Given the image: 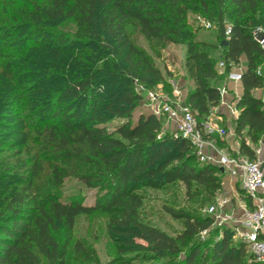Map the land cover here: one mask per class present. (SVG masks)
Masks as SVG:
<instances>
[{
    "label": "trees",
    "instance_id": "16d2710c",
    "mask_svg": "<svg viewBox=\"0 0 264 264\" xmlns=\"http://www.w3.org/2000/svg\"><path fill=\"white\" fill-rule=\"evenodd\" d=\"M20 1H0V264H69L77 217L97 211L117 252L97 264H133L146 254L159 264H263L230 227L211 242L199 239L212 229L211 215L165 207L183 220L173 236L143 220V189L180 182L186 193L201 190L204 204L215 200L222 172L199 161L188 139L159 135L151 110L136 109L144 100L136 83L148 88L164 74L129 26L148 41L185 45L186 104L198 123L220 104L218 81L244 59L232 155L253 160L264 132V99L253 94L264 86V49L252 32L264 33V0ZM191 10L214 18L220 45L227 40L223 73L205 49L211 45L196 39ZM66 21L73 30L60 28ZM112 118L123 121L109 132L103 124ZM72 176L98 189L93 204L61 199L57 190ZM82 249L77 239L74 250Z\"/></svg>",
    "mask_w": 264,
    "mask_h": 264
},
{
    "label": "rangeland",
    "instance_id": "374dc122",
    "mask_svg": "<svg viewBox=\"0 0 264 264\" xmlns=\"http://www.w3.org/2000/svg\"><path fill=\"white\" fill-rule=\"evenodd\" d=\"M0 1L7 3L9 8L22 4L20 0ZM33 3L35 4V1H33ZM187 20L195 31L196 39L205 41L211 45L205 49L216 58V64L218 65V63L222 61L221 54L223 48L220 45L219 27L217 21L214 18H209L200 11L192 10L187 12ZM230 21L231 20L229 18L224 20L227 27L230 25ZM207 22L211 25L207 26L204 24ZM59 26L63 30L74 29V23L72 21L62 22ZM129 33L137 44L145 49L155 65L159 67L164 74L162 81L151 87L144 88V90L142 89L143 87L141 84L136 83V91L144 96V100L137 105L136 109L150 111V104L145 99V96L148 91H152L156 93L157 99L161 103L169 104L177 116H180L183 112L189 111L186 104V98L192 88V81L189 78L185 67V45L181 43L160 44L156 41H148L137 31V29L132 26H129ZM240 64L241 68L244 69L245 63L243 60ZM236 68L237 67L233 70ZM258 71L264 75V64L259 66ZM231 82L232 80H230L228 76L221 77L218 81L220 89L224 88L226 91L224 94V100L227 102H234L239 98L234 91V87L229 84ZM218 114L219 112L214 111L213 109L211 115L209 116V120L216 123L220 127H224L228 131L227 136L222 139L219 138L218 144L225 148L228 147V152L232 154L233 150L229 146V143L233 142L238 146L240 142V138L235 133V121L232 118L229 120L226 118L220 120L217 118ZM161 120L162 119L160 118V122ZM122 121L123 119L121 118H112L104 123L103 126L107 127L109 132H114V129ZM167 123L166 126H164L163 121L161 122V131L159 135H163L165 133H169L174 136L179 135L176 123L172 126H170L171 123ZM263 145L264 135L262 134L259 142L253 147L256 148L261 146L263 148ZM45 181L47 180L44 178L41 183L46 184ZM237 192L239 197L245 202L246 206H248V200L244 196V192L240 189L239 184H237ZM57 193H60L59 195L63 201L77 199L86 205L93 204L95 198L100 194L97 188L87 187L82 181L73 176L64 180L61 187L58 188ZM141 193H143L144 196V206L141 210L143 220L157 226L172 236L183 228V220L173 218L165 211V207L182 208L191 215L195 216H209L211 214H209L206 209L215 201L212 198L203 204L202 201L205 199V196H203L201 190L193 189L189 193H186L184 186L180 182L167 185L162 189H143ZM214 196L227 199L228 203L223 209L224 214H229V212L236 207L234 199H231V197H228L223 193L222 184L221 189L217 191ZM104 220L105 214L98 211L88 215L80 214L77 217L73 240L68 247L67 261L69 264L104 263L117 254L116 247L105 229ZM227 227H230V229L234 231L235 235L233 239H235L236 242L240 241L241 239L237 236L233 226H229L227 224L221 225L216 222H213L212 229L210 231L205 234L201 233L198 238L203 242H211L220 236L223 228ZM77 239L84 245V249H82L79 253H76L74 250V243ZM41 260L44 264H46L44 258H41ZM251 260L253 259H250V261ZM159 261V259L146 254L133 261V264H159Z\"/></svg>",
    "mask_w": 264,
    "mask_h": 264
},
{
    "label": "built area",
    "instance_id": "2783aa9c",
    "mask_svg": "<svg viewBox=\"0 0 264 264\" xmlns=\"http://www.w3.org/2000/svg\"><path fill=\"white\" fill-rule=\"evenodd\" d=\"M207 26L209 22L204 23ZM228 34V31H226ZM253 37L258 40L264 49V33L260 28L252 32ZM237 67L235 70H233ZM220 73L225 70V64L220 61L217 65ZM228 73L232 81H240L243 69L240 65L234 66ZM259 72V71H258ZM144 90V88H142ZM220 103L226 107L235 118L239 113L236 107L237 101L227 102L224 100L225 89H220ZM145 99L150 104V110L156 115L174 113L169 104L161 103L156 93L148 91ZM179 135L188 139L199 161L211 163L222 168L228 175L237 179L241 189L249 196L251 204L246 209L241 220H236L229 214H224L223 209L227 205V199L216 197L215 201L207 207L206 211L212 215L213 222L233 226L237 236L248 245L253 258L264 264V194L260 192L264 188V154L262 147L254 148L255 159L250 160L243 155H232L226 148L220 146L217 137L224 138L228 131L218 126L211 120L198 123L196 117L190 111L180 114L177 121ZM203 231L202 234H205Z\"/></svg>",
    "mask_w": 264,
    "mask_h": 264
},
{
    "label": "crops",
    "instance_id": "0c3cea01",
    "mask_svg": "<svg viewBox=\"0 0 264 264\" xmlns=\"http://www.w3.org/2000/svg\"><path fill=\"white\" fill-rule=\"evenodd\" d=\"M242 60L244 61V59H242ZM238 65L241 66V64H238ZM238 65H236V66H238ZM243 71H244V69H243ZM232 82L229 83V84L234 87L235 93L237 94L238 97H240V95L242 93L241 82L240 81H235V82L232 81ZM253 94L256 97L264 99V86L262 88H260V89H255L253 91ZM212 111H213V109H212ZM214 111H218L219 112L217 118H219L220 120H223L224 118H226L228 120L231 119V118L234 119V121L236 120V118L232 114H230L229 111L226 109V107L224 105H222L221 103L217 107L214 108ZM157 117L159 118V120H160V118L162 119L161 122L163 121L164 126H166L167 122H168L167 124L171 123L170 126H172L175 123L177 125V121H178L177 119H179V118H177V117H179V115L177 116V114H175V113L168 114V115L162 114V115L157 116ZM167 117H169V118H167ZM263 135H264V132H263ZM229 146L232 148L233 151H237V148H238L237 144H234L233 142L232 143L230 142ZM263 148H264V145H263ZM263 148H262V153L264 154V149ZM226 149L228 151V147H226ZM220 170L222 172V190H223V193L226 196L231 197V199H234L235 205H236V207L229 212V215L233 216V218L236 219V220H241L242 217L244 216V213H245L246 209L249 208L250 205L246 206V204L242 200V198L239 197L238 192H237V184H238L237 179H235L234 177H231L230 175H228V173L223 171L222 168H220ZM260 192L262 194H264V188L261 189ZM244 196L246 197V193L245 192H244ZM247 200H248V204H249V202L251 204V200L250 199H247ZM227 203H228V201H227Z\"/></svg>",
    "mask_w": 264,
    "mask_h": 264
},
{
    "label": "water",
    "instance_id": "95a60500",
    "mask_svg": "<svg viewBox=\"0 0 264 264\" xmlns=\"http://www.w3.org/2000/svg\"><path fill=\"white\" fill-rule=\"evenodd\" d=\"M221 45H227V40H222Z\"/></svg>",
    "mask_w": 264,
    "mask_h": 264
}]
</instances>
